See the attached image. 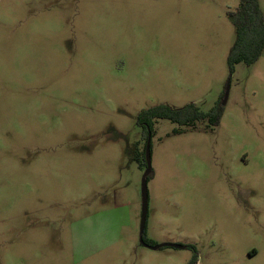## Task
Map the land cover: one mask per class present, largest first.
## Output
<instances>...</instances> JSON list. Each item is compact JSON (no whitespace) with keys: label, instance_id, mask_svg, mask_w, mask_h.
Wrapping results in <instances>:
<instances>
[{"label":"rangeland","instance_id":"1","mask_svg":"<svg viewBox=\"0 0 264 264\" xmlns=\"http://www.w3.org/2000/svg\"><path fill=\"white\" fill-rule=\"evenodd\" d=\"M264 13V0H258ZM239 0H0V264H264V50ZM228 84V93L222 103ZM224 106L218 125L137 119Z\"/></svg>","mask_w":264,"mask_h":264},{"label":"trees","instance_id":"2","mask_svg":"<svg viewBox=\"0 0 264 264\" xmlns=\"http://www.w3.org/2000/svg\"><path fill=\"white\" fill-rule=\"evenodd\" d=\"M230 20L234 27V41L227 55V66L230 73L238 63L250 65L255 62L264 50V13L258 0H239L238 6L229 13ZM223 104L219 102L209 112H202L193 103L187 104L182 108H171L167 105H159L142 111L137 119H145L146 127L149 131L150 123L153 118H167L185 126H193L196 122L205 120L211 127L218 125L223 114ZM145 144L143 151L137 160L145 167L144 158ZM150 175L147 176V180ZM143 241L153 245L145 237V228L142 234ZM194 250L193 258L189 264L196 263V249L193 244H185Z\"/></svg>","mask_w":264,"mask_h":264},{"label":"water","instance_id":"3","mask_svg":"<svg viewBox=\"0 0 264 264\" xmlns=\"http://www.w3.org/2000/svg\"><path fill=\"white\" fill-rule=\"evenodd\" d=\"M228 93V84L226 86L224 97L222 103L225 102V99L227 97ZM144 158H145V169L142 174L141 178V213H140V223H139V240L140 243L150 249H158L165 246L175 247V248H182L185 247L182 244H172V243H161V244H147L143 241L142 234L144 232L145 228V221H146V212H147V199H148V193H147V176L150 175L151 172V165H150V145H149V134L147 136L146 142H145V151H144Z\"/></svg>","mask_w":264,"mask_h":264}]
</instances>
